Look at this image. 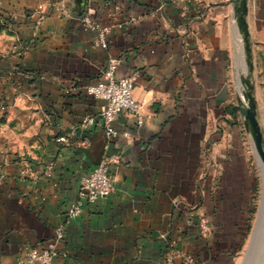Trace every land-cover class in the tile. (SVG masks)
Returning <instances> with one entry per match:
<instances>
[{"label": "crops", "instance_id": "obj_1", "mask_svg": "<svg viewBox=\"0 0 264 264\" xmlns=\"http://www.w3.org/2000/svg\"><path fill=\"white\" fill-rule=\"evenodd\" d=\"M116 4L121 18L131 13L136 20L98 46L97 30L81 17L91 6L93 22L105 26ZM238 6L0 0V264H18L30 248L49 246L60 250L53 264H183L182 254L195 264H237L256 186ZM247 21L259 104L264 0H249ZM111 56L121 60L119 76H137L134 96L152 118L138 126L119 115L117 128L131 137L120 134L106 148L101 125L80 124L101 110L104 101L86 86L102 78ZM106 152L118 157L115 191L69 218L82 178Z\"/></svg>", "mask_w": 264, "mask_h": 264}, {"label": "built area", "instance_id": "obj_2", "mask_svg": "<svg viewBox=\"0 0 264 264\" xmlns=\"http://www.w3.org/2000/svg\"><path fill=\"white\" fill-rule=\"evenodd\" d=\"M122 7L116 4L110 11V23L105 26L97 25L92 20L94 9L88 6L81 17L84 25L91 27L98 32L95 39L96 45H106V35L115 28H123L127 24L134 22L136 17L131 13H127L125 18H121ZM1 14V10H0ZM120 58L111 56L102 70V78L93 84H88L86 90L88 94L97 99L103 100L100 112L96 114H87L84 116L80 127L82 130H88L95 125H101L108 139L106 148H109L110 141L120 134L125 137H131V132L125 130L121 132L116 121L119 115L124 114L136 120L138 126H143L152 118L151 114L144 111V103L134 96L137 76L135 74L129 76H119L117 73L120 64ZM58 141H66L65 137L58 138ZM118 157L106 152L101 161L88 173L81 181L78 198L72 202L68 208L67 214L69 218L78 217L86 204H93L102 199L108 198L116 189L115 179L113 176V165ZM48 170L52 171V164L48 166ZM203 229H207L206 218L201 219ZM64 238V228L58 227L56 230V241ZM60 254V250L56 246L45 248L32 247L25 255L19 258L18 264H53L54 259ZM183 264H195L194 257L190 254H182Z\"/></svg>", "mask_w": 264, "mask_h": 264}, {"label": "water", "instance_id": "obj_3", "mask_svg": "<svg viewBox=\"0 0 264 264\" xmlns=\"http://www.w3.org/2000/svg\"><path fill=\"white\" fill-rule=\"evenodd\" d=\"M239 6L237 8V21L243 40L245 49L248 52L247 63L249 65V72L247 76H243L242 80L245 86L243 93L246 101V115L244 125L247 131L250 132L252 142L257 156L258 162L262 167L264 176V132L258 119V103L254 94L255 84L252 80V73L254 71V63L252 60V46L250 42V32L247 21L249 13V0H238ZM264 220V182L262 190L261 207L257 216L256 225L252 233L247 253L242 261V264H264V258H258V248L260 244L261 230L263 228L262 222ZM257 257V258H256Z\"/></svg>", "mask_w": 264, "mask_h": 264}, {"label": "rangeland", "instance_id": "obj_4", "mask_svg": "<svg viewBox=\"0 0 264 264\" xmlns=\"http://www.w3.org/2000/svg\"><path fill=\"white\" fill-rule=\"evenodd\" d=\"M262 70H264V67ZM257 94L259 97V104L258 105L260 106L259 115H260V120H261V124H262V130L264 132V82H262V84L260 83L258 85V93ZM248 155L250 157L251 167H252L254 176L256 177V186H255L254 197H253L254 198L253 208L250 210L251 211V214H250L251 217H250L249 229H248V234H247V236H248L247 242L244 245L242 253L239 256V260L237 261V264H241V262L243 261L245 255L247 253L250 240L252 238V233L254 231L257 216H258V213H259V210L261 207V201H262L261 198H262V190H263V182H264L263 170H262V167L259 164L257 156L255 154L253 143L249 144ZM257 257L259 259L264 258V228H262V230H261L260 244H259V248H258Z\"/></svg>", "mask_w": 264, "mask_h": 264}, {"label": "bare ground", "instance_id": "obj_5", "mask_svg": "<svg viewBox=\"0 0 264 264\" xmlns=\"http://www.w3.org/2000/svg\"><path fill=\"white\" fill-rule=\"evenodd\" d=\"M262 199V198H261ZM262 226H263V228H264V220H263V222H262Z\"/></svg>", "mask_w": 264, "mask_h": 264}]
</instances>
